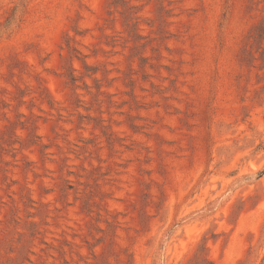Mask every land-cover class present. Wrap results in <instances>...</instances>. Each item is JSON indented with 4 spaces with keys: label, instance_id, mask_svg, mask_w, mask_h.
<instances>
[{
    "label": "rangeland",
    "instance_id": "374dc122",
    "mask_svg": "<svg viewBox=\"0 0 264 264\" xmlns=\"http://www.w3.org/2000/svg\"><path fill=\"white\" fill-rule=\"evenodd\" d=\"M0 264H264V0H0Z\"/></svg>",
    "mask_w": 264,
    "mask_h": 264
}]
</instances>
